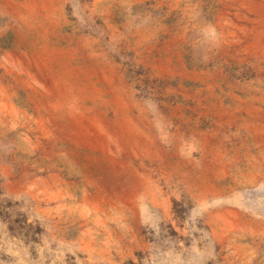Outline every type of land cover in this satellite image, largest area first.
Masks as SVG:
<instances>
[{"label":"rangeland","instance_id":"374dc122","mask_svg":"<svg viewBox=\"0 0 264 264\" xmlns=\"http://www.w3.org/2000/svg\"><path fill=\"white\" fill-rule=\"evenodd\" d=\"M0 264H264V0H0Z\"/></svg>","mask_w":264,"mask_h":264}]
</instances>
